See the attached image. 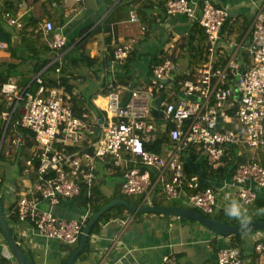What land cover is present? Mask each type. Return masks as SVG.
I'll use <instances>...</instances> for the list:
<instances>
[{
  "label": "crops",
  "instance_id": "1",
  "mask_svg": "<svg viewBox=\"0 0 264 264\" xmlns=\"http://www.w3.org/2000/svg\"><path fill=\"white\" fill-rule=\"evenodd\" d=\"M166 1L168 0H1L0 69L11 73L7 81L14 80L19 88L30 93L36 90L35 79L42 77L46 88L58 90L76 117L86 115L94 127L98 121L105 120L102 109L108 93L118 92L124 102L131 90L146 89L152 81V66L166 60L171 61L175 80L181 81L188 74L197 72L206 62L203 30L197 22L182 15H166ZM202 1L204 0H187L193 5H199ZM207 1L228 11L229 18L222 29V35L223 40L229 42H238L242 27L250 24L256 12L264 8V0ZM130 11L134 12L137 22L129 21ZM5 14H9L16 24L9 25ZM199 17L198 11L195 18ZM46 22L53 25L51 33L43 30ZM197 29L202 31V35L196 32ZM54 33L65 39V45L61 49L49 46ZM191 36L193 44L189 50L188 40ZM132 40H135V44L132 45L129 58L122 65H117L113 57L114 50ZM191 54H195L194 57H190ZM42 64L44 65L39 73L35 74L34 67ZM126 64L131 72L128 80L120 78ZM126 83L127 86L124 85ZM13 115L18 116L17 111ZM155 121L158 122L155 125L156 139L148 146V150L164 154L171 144L168 131L173 125L162 121L160 117H156ZM14 134L15 131L0 128V150L2 145L4 154L5 150L15 148L11 158L6 152L4 165L0 169V191L6 219L10 217L9 208L16 201V188L25 187L32 181L30 177L22 175V169L25 161L37 151L36 145H31L33 150H30L32 147H26V138L23 137L22 144L11 146ZM18 135L20 136L19 133ZM84 143H80L79 147H83ZM25 149L30 151V156ZM229 152L233 154L235 167L250 159L264 167V148L252 150L233 146ZM183 156L185 172L198 177L199 189H210L214 194L215 205L211 214L204 215L190 206L185 198L190 190L186 187L183 189L185 195L182 192L178 198H167L157 180H152L156 183L147 195H122L121 168L113 167L108 159L95 162L96 180L90 191L83 190L79 196L52 208L46 202H42L39 207L43 210L50 209L57 218L78 220L84 227L97 210L118 198L134 208L193 209L211 220L227 225L264 222V193L260 189L251 185L256 199L244 205L237 197L234 171L226 169L221 174L223 164L213 168L205 162L202 155L193 151H186ZM228 158H231L230 153ZM151 175L154 178L152 172ZM108 177L113 180H108ZM231 200L242 205L243 219L227 215L225 209ZM110 210L106 218H98L97 228L89 234L87 249L77 257L74 264H162V259L167 254H173L177 264H215L217 252L231 244L240 251L243 264H257L260 259L264 261V254L259 259L254 249L255 245L264 243V231L252 230L230 236H216L191 219L132 212L122 205ZM11 234L32 264H67L80 241L78 238L76 244L68 245L42 237L35 230L26 225H18L17 222L11 226ZM1 236L0 234V251L4 250L8 259L2 258L0 264H16Z\"/></svg>",
  "mask_w": 264,
  "mask_h": 264
},
{
  "label": "built area",
  "instance_id": "2",
  "mask_svg": "<svg viewBox=\"0 0 264 264\" xmlns=\"http://www.w3.org/2000/svg\"><path fill=\"white\" fill-rule=\"evenodd\" d=\"M198 11L200 17L196 19ZM165 12L197 22L205 37L206 62L196 74H188L181 81L175 80L171 61L152 66V81L146 89L131 90L124 102L118 92L108 93L102 109L105 120L94 127L86 115L76 117L58 90L46 88L42 77L35 79L34 93L19 88L14 80L1 85L0 128L6 131L9 124L14 128L13 147L23 143L15 128L28 130L37 149L22 169V175L32 176V181L16 188L18 198L10 213L18 224L42 237L76 244L83 223L57 218L39 205L46 202L52 208L79 196L82 189L90 191L96 180L95 162L105 159L121 168L122 195H147L156 183L152 180H157L169 199L180 197L186 187L190 193L183 194L190 206L208 215L213 212L214 194L210 189H199L198 177L185 172V152L202 155L209 166L218 168L233 146L264 148V8L242 27L238 42L223 40L222 29L229 13L207 0L199 5L168 0ZM5 19L9 25L16 24L9 14ZM129 21L137 22L133 11ZM43 30L51 33L53 25L46 22ZM133 44L135 40L114 50L117 65L129 58ZM64 45L65 39L54 33L49 46L61 49ZM158 98L159 105L152 107ZM152 110L173 125L168 131L171 144L164 154L148 150L156 139ZM16 111L18 116L12 120ZM82 142L84 146L79 147ZM233 180L244 205L256 199L251 185L264 193V167L252 159L236 165ZM254 249L260 259L264 243ZM2 258L8 259L4 250L0 251ZM162 264H177L175 256L165 255ZM215 264H243V260L237 248L228 247L217 252ZM257 264L264 261L260 259Z\"/></svg>",
  "mask_w": 264,
  "mask_h": 264
},
{
  "label": "water",
  "instance_id": "3",
  "mask_svg": "<svg viewBox=\"0 0 264 264\" xmlns=\"http://www.w3.org/2000/svg\"><path fill=\"white\" fill-rule=\"evenodd\" d=\"M161 98H158L152 103V107H156L159 105ZM154 118L160 117V114L156 113V110H152L151 112ZM122 205L128 210L132 212L138 213H159V214H166V215H173L179 218L184 219H191L210 230V232L216 236H230L240 232H247L252 230L264 231V222H248L244 224L238 225H227L225 223L218 222L216 220H211L206 216L198 213L193 209H181V208H174V207H143V208H134L129 206L123 199L118 198L113 201L108 202L104 205L100 210H98L86 226L83 228V233L80 237L79 245L76 251L72 254L67 264H74L77 257L82 253L87 239L89 237L91 228L96 223L99 217H101L105 212L110 210L111 208ZM0 230L7 241V245L10 249L11 254L13 255L17 264H28L26 256L17 246V243L13 240L10 228L8 226L7 220L4 215V208L0 199Z\"/></svg>",
  "mask_w": 264,
  "mask_h": 264
},
{
  "label": "trees",
  "instance_id": "4",
  "mask_svg": "<svg viewBox=\"0 0 264 264\" xmlns=\"http://www.w3.org/2000/svg\"><path fill=\"white\" fill-rule=\"evenodd\" d=\"M35 3H38L39 4V2L38 1H34ZM196 27H197V25H195ZM197 33H199V35H202V31L201 30H198L197 29V31H196ZM191 39L190 40H188L189 42H188V44H189V50L191 49V45L193 44V36H191L190 37ZM188 47V46H187ZM193 49V48H192ZM190 53H192V52H190ZM199 54V53H198ZM195 55V54H194ZM194 55L193 54H191L190 55V57H194ZM34 57V56H33ZM88 61H90V60H88ZM45 64V63H44ZM44 64H42V65H39V66H35L34 67V73L35 74H38L39 73V71L41 70V68H42V66L44 65ZM5 70H3V69H0V86L3 84V83H5L6 81H7V79L11 76V73H8V72H4ZM122 74H121V77L120 78H123L124 80H128L129 79V77L131 76V72H130V70H129V68H128V66H127V64H126V66L124 65V67H123V71L121 72ZM42 75V74H41ZM119 78V79H120ZM44 81V80H43ZM125 86H127L128 84L126 83V84H124ZM3 110V105H1L0 104V113H1V111ZM17 118V116L16 115H13V117H12V120H15ZM10 129V131L12 130H14V128L11 126V124H9V126H8V130ZM16 129V131L23 137V138H26V139H32V142H33V136H32V134L28 131V130H26V129H22V128H19V127H17V128H15ZM32 142L31 143H28L27 144V146L29 147V148H31L32 146L31 145H35V143L33 142V144H32ZM26 143H27V141H26ZM152 152H155V153H158V152H156V151H153V150H151ZM3 152V145H2V148H1V150H0V160L4 163V161H5V158H6V156H5V154H3L2 153ZM230 153V155H231V158H228L229 157V155H228V157L226 158V159H224L222 162H223V168H220L221 169V174H222V172L224 171V170H228V171H231V172H233L234 171V168H235V166H234V161H233V154H232V152H229ZM1 169V168H0ZM219 169V170H220ZM219 170H217V171H219ZM31 179H33V177L31 176L30 177V180ZM82 191H83V189H82ZM18 198V195H17V197H16V199ZM0 199H1V202H2V204H3V195L1 194V191H0ZM15 199V200H16ZM15 202V201H14ZM13 205H14V203L12 204V206L9 208V210L11 211V209H12V207H13ZM98 211V210H97ZM111 210H108L107 212H105L102 216H101V218H106L107 216H108V214H109V212H110ZM17 222V219H16V217H15V215H10V217L8 216L7 217V223H8V225H9V227H10V229H11V226H13V224H15ZM98 222V221H97ZM97 222L93 225V227L91 228V231H90V234L93 232V230H95L96 228H97ZM13 239H14V241H16V239H15V236H13ZM17 242V241H16ZM78 244H79V242H78ZM87 247H88V239H87V242H86V244H85V247H84V249H83V251L82 252H84L86 249H87ZM230 247L231 248H234L235 246L233 245V244H231L230 245ZM27 261H28V259H27ZM28 264H32L31 263V261H28Z\"/></svg>",
  "mask_w": 264,
  "mask_h": 264
},
{
  "label": "clouds",
  "instance_id": "5",
  "mask_svg": "<svg viewBox=\"0 0 264 264\" xmlns=\"http://www.w3.org/2000/svg\"><path fill=\"white\" fill-rule=\"evenodd\" d=\"M83 192V191H82ZM12 210V209H11ZM226 213L228 216L230 217H234V218H240L243 219L244 217V212H243V208L242 205L236 201V200H231L228 204L227 207L225 209ZM11 212V211H10ZM10 215H12L11 213H9ZM6 218V217H5ZM17 219V218H16ZM7 220V219H6ZM18 224V223H17ZM20 225V224H18ZM9 226V225H8ZM84 228V227H83ZM11 231V229H10ZM83 233V231H82ZM82 235V234H81ZM13 237V236H12ZM81 237V236H80ZM14 240V239H13ZM16 242V241H15Z\"/></svg>",
  "mask_w": 264,
  "mask_h": 264
},
{
  "label": "rangeland",
  "instance_id": "6",
  "mask_svg": "<svg viewBox=\"0 0 264 264\" xmlns=\"http://www.w3.org/2000/svg\"><path fill=\"white\" fill-rule=\"evenodd\" d=\"M194 74H196V72L194 73V72H192L190 75H194ZM155 123V125L158 123V122H154ZM26 141H27V143H26V147H27V144L28 143H31L32 142V140L29 138V139H26ZM5 144H7V140L5 141ZM32 144H33V142H32ZM14 150H15V148H11V150H9V151H7V150H5V154H6V152H7V156H9V158H11L12 156H13V154H14ZM30 150H33V147H32V149H30ZM25 151L27 152V155L28 156H30V151L28 150V149H25ZM3 154H4V150H3V152H2ZM4 165V163L0 160V168L2 167ZM108 180H113V178H110V177H108L107 178ZM0 234L2 235V233H1V230H0ZM3 236V235H2ZM1 236V237H2ZM3 238V242H4V244H6V246L8 247V245H7V241L4 239V237H2ZM8 249H9V247H8ZM10 250V249H9ZM12 258L14 259V257L12 256ZM11 258V259H12ZM14 261H15V259H14ZM16 262V261H15ZM17 264V263H16Z\"/></svg>",
  "mask_w": 264,
  "mask_h": 264
}]
</instances>
